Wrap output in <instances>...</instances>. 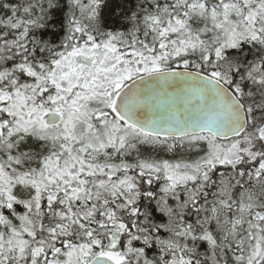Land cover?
I'll use <instances>...</instances> for the list:
<instances>
[{
	"label": "snow or ice",
	"instance_id": "obj_1",
	"mask_svg": "<svg viewBox=\"0 0 264 264\" xmlns=\"http://www.w3.org/2000/svg\"><path fill=\"white\" fill-rule=\"evenodd\" d=\"M0 264H264V0H0Z\"/></svg>",
	"mask_w": 264,
	"mask_h": 264
}]
</instances>
